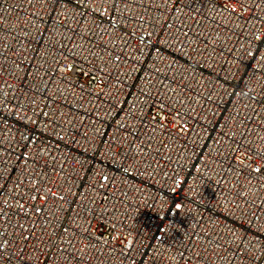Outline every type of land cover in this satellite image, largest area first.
<instances>
[{"label":"built area","instance_id":"built-area-1","mask_svg":"<svg viewBox=\"0 0 264 264\" xmlns=\"http://www.w3.org/2000/svg\"><path fill=\"white\" fill-rule=\"evenodd\" d=\"M0 264H264V0H0Z\"/></svg>","mask_w":264,"mask_h":264}]
</instances>
